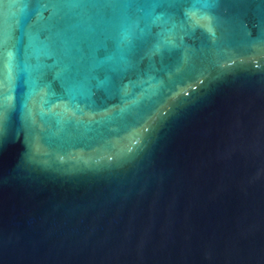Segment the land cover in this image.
<instances>
[{"label":"water","instance_id":"1","mask_svg":"<svg viewBox=\"0 0 264 264\" xmlns=\"http://www.w3.org/2000/svg\"><path fill=\"white\" fill-rule=\"evenodd\" d=\"M0 0V264H264V0Z\"/></svg>","mask_w":264,"mask_h":264},{"label":"snow or ice","instance_id":"2","mask_svg":"<svg viewBox=\"0 0 264 264\" xmlns=\"http://www.w3.org/2000/svg\"><path fill=\"white\" fill-rule=\"evenodd\" d=\"M190 4L192 5V15L189 17L190 22L194 25H199L201 18L195 12L196 4L194 0H191Z\"/></svg>","mask_w":264,"mask_h":264}]
</instances>
